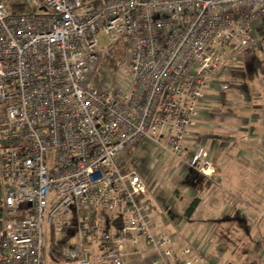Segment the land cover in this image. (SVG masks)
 Here are the masks:
<instances>
[{"label": "built area", "instance_id": "1", "mask_svg": "<svg viewBox=\"0 0 264 264\" xmlns=\"http://www.w3.org/2000/svg\"><path fill=\"white\" fill-rule=\"evenodd\" d=\"M21 3L37 12L18 14L14 0H0V103L21 132L0 153V264H45L51 230L74 239L60 264H91L94 214L98 227L120 222L114 237L102 235V243L113 242L106 264H127L128 255L136 259L130 264L218 260L211 243L176 249L174 233H154L146 180L120 156L146 140L158 149L166 132L162 155L183 157L206 91L228 90L229 63L264 39V0ZM100 34L130 49L127 74L120 66L114 87L106 82L110 69L99 66ZM209 168L197 171L207 176Z\"/></svg>", "mask_w": 264, "mask_h": 264}, {"label": "crops", "instance_id": "2", "mask_svg": "<svg viewBox=\"0 0 264 264\" xmlns=\"http://www.w3.org/2000/svg\"><path fill=\"white\" fill-rule=\"evenodd\" d=\"M254 51L244 54L233 69L242 78L245 77L248 63L253 73H261L264 77V49ZM255 60L259 62L260 68H254ZM211 90L206 91L207 96H217V92ZM245 90L233 89L235 94L251 93L246 95L250 98L251 108L245 111L225 105L223 108L229 112L228 118L220 111L210 112L209 106L205 104V109L199 113L195 126L190 129L183 143V157H167L166 163L171 167L166 173L171 172L169 177H173L171 186L162 184L161 180L147 186L146 194L153 193V199L157 196L153 202L147 198L152 203L149 221L154 233H174L176 249L199 240L211 243L210 249L219 251L220 247L216 244H221L224 260L213 259L212 264H249L252 261L264 264V219L257 215V212L264 213V147L261 145H264V81L256 82L253 76L245 85ZM241 113L252 121H244L242 117L239 125L228 122L230 117L233 119L232 114L237 115L235 122H238ZM257 141L260 144L256 145ZM242 146L251 148L247 152L250 160L243 165L236 159ZM172 160L175 161L174 165ZM188 163L195 166H189ZM203 163L210 165L207 176L197 171ZM245 173L248 178H242ZM162 176L164 178L166 174ZM163 185L165 188L159 196ZM195 199L198 200L197 208L191 216H187L186 210ZM105 224L110 228L108 235L114 237L112 223L105 222L102 227L97 224L99 232L96 233L89 227L91 264H106L102 256L110 243H102ZM132 237L129 236V239ZM68 241L72 244L74 239ZM137 247L142 252H151L143 239H138ZM126 250L128 253L133 252L134 245L128 243ZM133 260L136 259L128 255L125 262L130 264Z\"/></svg>", "mask_w": 264, "mask_h": 264}, {"label": "rangeland", "instance_id": "3", "mask_svg": "<svg viewBox=\"0 0 264 264\" xmlns=\"http://www.w3.org/2000/svg\"><path fill=\"white\" fill-rule=\"evenodd\" d=\"M14 5H17L18 7L16 8L17 13L18 14H32L34 12H37V9L33 6V5H26V4H22L21 0H14ZM262 32L264 33V24H263V28H262ZM98 42H99V48H100V53H99V58H100V62H99V66L100 67H104V68H109L108 70L110 71L109 74L107 76H111L110 80L106 81L108 86L110 87H114L115 82H116V70L118 68L123 67V76H126L127 74V69L129 67L130 64V60H129V54H130V49L128 48V45L123 42V41H110L108 40V38L102 34L97 36ZM260 49H264V39L260 42V45L257 49L255 50H260ZM255 52V51H254ZM237 61L234 62H230L229 63V68L228 71L226 72V76H224V81L228 83L229 85V89L228 90H220L219 88H212L213 91L217 92V96H207L206 94V98L208 101V105L210 108V112L212 113H216V111H220L221 113H223L225 115L226 118H228L227 116L229 115L228 111H225L223 106L225 105H230L231 108L232 107H238V108H243L245 111L246 109L251 108V102H250V98L246 95L251 94L250 92L247 91V93H236L233 91V89L236 88V90H240V91H246L245 90V85L247 86L249 83V80L253 78L256 79L257 81H264V77H262L263 75L261 73H259L258 75H256L255 73H253L252 68H251V64L248 63L246 66V72H245V77L242 78L239 74H237L236 71H234L233 69L237 66L236 65ZM99 68V67H98ZM97 68V69H98ZM252 72V74H250ZM94 79L96 80H92V83H94V85L98 86L100 81H102L104 79V76L102 74H100V69L96 71L95 73V77ZM106 84V85H107ZM211 90V91H212ZM252 98V97H251ZM234 109V108H233ZM240 113H237V115ZM236 114H232L233 119L230 117L231 120H228V122L231 123H236L235 125H239L241 119L243 120V115L241 113V117L240 115L238 116V122L236 118H235ZM236 115V116H237ZM243 117V118H242ZM252 121V119L248 118H244V121ZM237 130V129H235ZM190 132V131H189ZM21 137V132L14 130L13 126L10 124V122L8 121L6 115H5V106L3 104L0 103V153L10 149L13 147V140L14 139H18ZM259 141L256 142L257 144ZM158 144L160 145V147L157 149L156 144L152 141V140H146L144 142H142V144H140L138 147H126L125 151L121 154L120 156V161H122L123 163H126V166L129 168H132L134 170L137 171V173L144 179L146 180L147 186H151L153 185L155 182L161 180L162 184L167 185L168 187L171 186L173 180L171 181V179L173 177H169L171 175V172L168 174L166 172L169 171L168 168H170L171 166L167 165V157H174L170 152H167L166 154L162 155L161 153V148L162 146H164L166 144V132H163L158 140ZM263 147L264 145L261 144ZM251 150V148H245L244 146H242L241 150L238 151V155L236 157V159L239 161V163H241L243 165V163H247V160H250V154L248 155L247 152ZM246 151V152H245ZM250 153V152H249ZM252 155V154H251ZM173 159V158H172ZM157 161V162H156ZM174 160H172V165H174ZM160 164V166H159ZM189 166H192L193 163H188ZM195 165H193L194 167ZM167 169V170H166ZM166 174V177H163L162 175ZM242 178H248L247 174H243ZM160 186V193L159 196L162 192V190H164L165 186ZM174 186V185H173ZM221 187L223 185H220ZM176 188V187H173ZM152 194L148 193L146 194L145 198H149L150 200H152V202L156 199V195L154 197V199L152 198ZM158 196V197H159ZM1 207V204H0ZM252 211V209H251ZM257 215L259 216V218L264 219V213L262 212H257ZM50 236V234H49ZM48 236V237H49ZM64 237H62V232H56L55 234V239L56 240H61ZM49 238L47 239V248H50L49 242H48ZM71 242V241H70ZM214 245V243L212 244V246ZM216 245H218L220 247V249H218L219 251H214V249H210V253H212V255L217 254L218 255V261H222L224 260L225 255H223V250L221 247V244L217 243ZM222 254V255H221ZM147 256H150L149 253H147ZM45 264H60L59 261H57L52 254L50 253V251L48 250L45 253ZM209 264V263H208ZM212 264V263H211Z\"/></svg>", "mask_w": 264, "mask_h": 264}, {"label": "trees", "instance_id": "4", "mask_svg": "<svg viewBox=\"0 0 264 264\" xmlns=\"http://www.w3.org/2000/svg\"><path fill=\"white\" fill-rule=\"evenodd\" d=\"M253 65H254L255 69H257L258 67L260 68L259 62L256 61V60L253 62ZM262 66H263V70H264V63L262 64ZM197 205H198V200L195 199L194 201H192V203L187 208L186 215L187 216H191V214L197 208ZM90 226L92 227L93 233L99 232L98 227H97L95 214L92 216V223H91ZM112 226H114V228L118 227V226H120V222L116 221V222L112 223ZM109 229L110 228L108 227V225L105 224L104 228L102 230V234L103 235L104 234H109V231H110ZM48 242H49L50 247L52 248V253L51 254L57 261L63 259V257H62L63 250L65 248L71 246V243L68 241L67 238H63L61 240H56L55 239V231L54 230H51ZM108 246H113V244L110 243ZM249 264H259V263L255 262V261H252Z\"/></svg>", "mask_w": 264, "mask_h": 264}, {"label": "bare ground", "instance_id": "5", "mask_svg": "<svg viewBox=\"0 0 264 264\" xmlns=\"http://www.w3.org/2000/svg\"><path fill=\"white\" fill-rule=\"evenodd\" d=\"M206 174L208 175L209 174V171H206Z\"/></svg>", "mask_w": 264, "mask_h": 264}]
</instances>
